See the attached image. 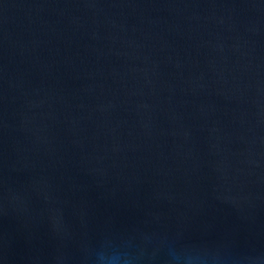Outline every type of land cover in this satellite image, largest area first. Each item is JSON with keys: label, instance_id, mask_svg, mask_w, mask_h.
Listing matches in <instances>:
<instances>
[{"label": "water", "instance_id": "obj_1", "mask_svg": "<svg viewBox=\"0 0 264 264\" xmlns=\"http://www.w3.org/2000/svg\"><path fill=\"white\" fill-rule=\"evenodd\" d=\"M0 264H264V0H0Z\"/></svg>", "mask_w": 264, "mask_h": 264}]
</instances>
